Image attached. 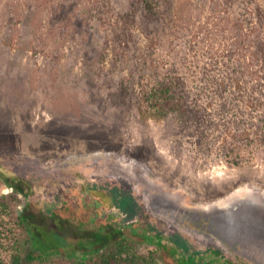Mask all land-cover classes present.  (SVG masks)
<instances>
[{
	"label": "rangeland",
	"instance_id": "374dc122",
	"mask_svg": "<svg viewBox=\"0 0 264 264\" xmlns=\"http://www.w3.org/2000/svg\"><path fill=\"white\" fill-rule=\"evenodd\" d=\"M151 1L155 16L143 0H26L1 19L0 197L22 183L45 264H70L98 219L206 264H264V67L241 64L247 5L192 0L190 16ZM161 83L180 111L153 110ZM51 212L61 243L43 234ZM27 238L0 209V257Z\"/></svg>",
	"mask_w": 264,
	"mask_h": 264
},
{
	"label": "trees",
	"instance_id": "16d2710c",
	"mask_svg": "<svg viewBox=\"0 0 264 264\" xmlns=\"http://www.w3.org/2000/svg\"><path fill=\"white\" fill-rule=\"evenodd\" d=\"M25 1L0 0V21L3 19L4 22L6 17L12 15L16 17V12L19 9L18 6ZM191 1L179 0L174 5V12L181 15L189 13L190 16H193L194 8L190 6ZM143 2H145V7L150 12V15L155 16L157 11L152 1L143 0ZM241 3L246 4L248 9L244 13H241V47L239 48L241 49V52H239L241 64L245 67L247 74L257 78L260 77L259 68L264 67V0H241ZM170 7L172 9V4H170ZM213 13H216V10L208 12L207 15L210 16L211 14L213 16ZM229 19L231 18L227 20ZM228 23L230 25L232 21L229 20ZM182 25L199 29L197 22L193 23L194 26L191 24V21L184 22ZM232 26H228L229 29L225 30V32L231 33ZM150 99L154 108L153 110L163 115L171 109L173 111H180L181 109L179 108L181 101L177 99L173 87L168 84L164 85L161 83L160 87L152 90ZM10 186L13 192L0 197V209L5 213H12L14 215L20 227L28 232V238L22 242L17 241L13 245L7 260L0 257V264H45L53 259L55 255L41 251L34 236L35 234L32 232V227H35L34 222H28L25 213L17 210V207L21 204L20 194H24L22 183L14 179ZM41 219L44 221L42 226H45L47 229L45 230L46 233L42 231L43 234H56L58 237L55 240L58 243L67 239L64 237L63 232H60L63 228L56 212L42 213ZM35 220L37 219L35 218ZM96 223L98 225L96 227L100 230L99 233L95 229L96 231L91 233L90 236H84L79 239L75 246L69 244V249L74 251L73 254L62 255L70 264H161L162 260L166 264H206V262L191 256H177L169 245L163 242L162 238L154 236L151 239L150 234L147 236L148 232L144 231L143 234L137 232V235L131 238L128 237L124 230L113 227V225L107 223L104 219H98ZM52 225L56 227L53 226V229H51ZM95 232L97 233L94 234ZM134 238L146 239V241L151 243L156 242L158 249L151 250L147 254L142 253L139 250L138 242ZM55 254L56 256L59 255V253ZM213 254L215 255L216 253L213 252Z\"/></svg>",
	"mask_w": 264,
	"mask_h": 264
},
{
	"label": "bare ground",
	"instance_id": "6f19581e",
	"mask_svg": "<svg viewBox=\"0 0 264 264\" xmlns=\"http://www.w3.org/2000/svg\"><path fill=\"white\" fill-rule=\"evenodd\" d=\"M24 140V139H23ZM231 199H228L226 202H224L225 205L229 204ZM234 203V202H233ZM221 205V204H220Z\"/></svg>",
	"mask_w": 264,
	"mask_h": 264
}]
</instances>
